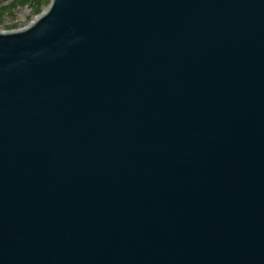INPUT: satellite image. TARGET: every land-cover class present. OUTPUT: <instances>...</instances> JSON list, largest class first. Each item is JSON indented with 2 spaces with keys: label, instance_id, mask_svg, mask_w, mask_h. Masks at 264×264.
Instances as JSON below:
<instances>
[{
  "label": "water",
  "instance_id": "water-1",
  "mask_svg": "<svg viewBox=\"0 0 264 264\" xmlns=\"http://www.w3.org/2000/svg\"><path fill=\"white\" fill-rule=\"evenodd\" d=\"M0 264H264V0L0 31Z\"/></svg>",
  "mask_w": 264,
  "mask_h": 264
},
{
  "label": "rangeland",
  "instance_id": "rangeland-1",
  "mask_svg": "<svg viewBox=\"0 0 264 264\" xmlns=\"http://www.w3.org/2000/svg\"><path fill=\"white\" fill-rule=\"evenodd\" d=\"M50 2L51 0H0V31L25 27L42 13Z\"/></svg>",
  "mask_w": 264,
  "mask_h": 264
},
{
  "label": "trees",
  "instance_id": "trees-1",
  "mask_svg": "<svg viewBox=\"0 0 264 264\" xmlns=\"http://www.w3.org/2000/svg\"><path fill=\"white\" fill-rule=\"evenodd\" d=\"M37 11H38V9H37ZM40 11V10H39Z\"/></svg>",
  "mask_w": 264,
  "mask_h": 264
}]
</instances>
